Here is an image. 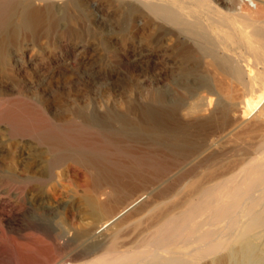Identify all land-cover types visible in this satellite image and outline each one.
I'll use <instances>...</instances> for the list:
<instances>
[{"label": "bare ground", "instance_id": "1", "mask_svg": "<svg viewBox=\"0 0 264 264\" xmlns=\"http://www.w3.org/2000/svg\"><path fill=\"white\" fill-rule=\"evenodd\" d=\"M34 1L0 0V143L14 144L8 155L0 147V211L7 218L0 264H259L262 2L109 0L117 3L122 57L152 59L157 81L167 68L185 98L159 90L141 105L80 108L71 119L49 113L22 89L18 70L36 63L8 50L20 31H32L44 17L54 21L57 5L40 11ZM131 29L137 35L127 34ZM237 156L243 158L217 173L222 160ZM29 232L44 239L28 240Z\"/></svg>", "mask_w": 264, "mask_h": 264}, {"label": "rangeland", "instance_id": "2", "mask_svg": "<svg viewBox=\"0 0 264 264\" xmlns=\"http://www.w3.org/2000/svg\"><path fill=\"white\" fill-rule=\"evenodd\" d=\"M74 1L77 2V6L72 5L73 0H35L33 8L40 11H43L44 8L48 5V3H53L55 4V6L57 5V11H55L53 18L54 21L50 22V19L44 17L42 22L40 21L39 25H37L35 29H33L34 31H20L13 38L8 47V50L14 52L17 58L21 59V61H31L36 63L35 68L27 66L24 67L23 70H18L17 76L20 78L23 84L22 89L30 91L27 92L29 93V96L36 95L41 101L42 106L45 110H50V112H48L53 114L67 113L68 118L73 119L74 117L70 113L80 108L100 113L102 112L104 107L117 109V106L119 104H125L127 102H134V104L137 105L144 104L150 97V95H152L155 91L159 90L166 92L168 98L170 99H173V95L174 98L178 96H183V98H185V94H182L183 91L181 89H177L171 85L169 77L166 73L168 70L167 68H161L162 76L160 77V80L157 81L155 79V74L151 69L154 63L152 59L146 58L143 61L136 62L132 61L131 59H126L122 57L121 54L124 48L120 43H118V41H115L116 39H122V37L124 36L118 31L117 17L115 15L117 3L115 1ZM213 1H215L216 4L220 7H223V4H225L226 2V0H223V4H221V2L218 0ZM259 1L262 2V5L259 3V7L261 10L264 11V7H261L264 4V0ZM65 8L67 10H65ZM67 29H69L70 31ZM128 33H130L129 35H137V32H134L132 29L128 31L127 34ZM27 37L29 40L27 39ZM106 44H108L109 46ZM90 59L93 60L91 61ZM257 65L258 64H256L255 67H257ZM79 69L80 71H78ZM37 70H39L40 72V79L43 80L42 85L40 86L42 87L41 90H39L40 87L37 86L36 83L38 76L35 73ZM118 75L121 76L119 77ZM97 78L100 80H98ZM73 79L76 81H73ZM167 89H169L170 91ZM51 93L53 94L51 95ZM169 93L171 95H168ZM48 95L52 96L53 98L49 97ZM49 98L53 99V101H50ZM63 98L66 100H63ZM187 102L191 101L187 100ZM259 107L260 106H258V109ZM256 109H252V111H247L245 118H253V116H255L256 112L258 111V109ZM250 115H252V117ZM0 147L3 150V153H6L8 155L13 151L14 144L13 142L3 141L0 143ZM242 158L243 157L237 156L228 160H222L219 163L220 166H217V173L225 172L233 163L241 160ZM199 175L200 177L204 176V172L200 171ZM42 194L43 196L47 197L50 201H52L51 195H49L46 190H43ZM59 198L61 204L66 202V197L61 196ZM64 212L60 211L61 217L63 216ZM65 215L69 218V215L67 213ZM62 218L65 219V217ZM204 218L205 216L201 217L202 220ZM241 219V222L245 221V217H241ZM5 220H7V218L4 212L0 211V226H2L0 227V229H6V227L4 226L6 225ZM219 225L223 226V223L221 222ZM207 228L208 227L206 225L205 227L203 226V229ZM35 235L37 237H41L38 234H35L34 232H29L30 237L28 236V240H32L33 237L36 238ZM254 242L257 244L258 248L262 246L259 248V253L261 257L259 264H264V235H261L256 238ZM222 255H225L224 251L221 253L220 256ZM201 264L209 263L207 260H205Z\"/></svg>", "mask_w": 264, "mask_h": 264}]
</instances>
